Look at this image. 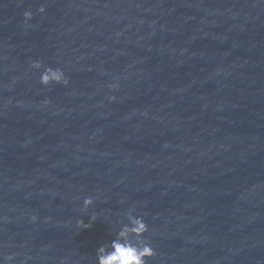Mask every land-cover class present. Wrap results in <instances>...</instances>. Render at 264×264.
<instances>
[{"label":"water","instance_id":"1","mask_svg":"<svg viewBox=\"0 0 264 264\" xmlns=\"http://www.w3.org/2000/svg\"><path fill=\"white\" fill-rule=\"evenodd\" d=\"M130 207L147 264H264V0H0V257L96 264Z\"/></svg>","mask_w":264,"mask_h":264},{"label":"clouds","instance_id":"2","mask_svg":"<svg viewBox=\"0 0 264 264\" xmlns=\"http://www.w3.org/2000/svg\"><path fill=\"white\" fill-rule=\"evenodd\" d=\"M37 12L43 14L45 7L43 5L37 8ZM32 19V13L25 11L23 13V23L28 25ZM32 70L39 72V83L42 86L61 85L68 86L69 80L65 77L64 71L60 67L44 66L41 61L35 60L30 64ZM110 89L119 87L118 83L109 84ZM109 101L115 97H108ZM43 105H47L48 101L44 100ZM94 198L92 196L84 197L82 200L81 212H86L89 206L93 204ZM134 208H128L125 217L127 223H121L118 230L115 231L114 238L96 249V264H147L148 258L156 255L154 249L146 242L144 234L148 231V226L143 218L138 215H133ZM31 220L35 222L36 217L32 216ZM96 220L93 215L89 217L87 224L80 218L76 220L78 227L90 228L92 223ZM14 253H9L0 257V264H6L7 261L13 259Z\"/></svg>","mask_w":264,"mask_h":264}]
</instances>
